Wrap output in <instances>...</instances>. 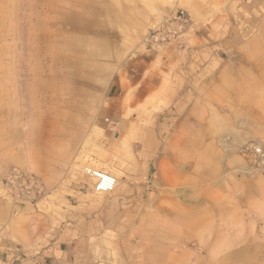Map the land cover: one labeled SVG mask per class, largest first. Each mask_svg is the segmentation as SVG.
<instances>
[{
    "label": "rangeland",
    "instance_id": "obj_1",
    "mask_svg": "<svg viewBox=\"0 0 264 264\" xmlns=\"http://www.w3.org/2000/svg\"><path fill=\"white\" fill-rule=\"evenodd\" d=\"M154 29L165 39L147 44ZM117 32L157 80L167 64H238L243 94L170 136L160 87L106 156ZM178 138L197 151L171 173ZM49 146L73 152L57 182L30 153ZM88 165L117 175L116 205ZM0 264H264V0H0Z\"/></svg>",
    "mask_w": 264,
    "mask_h": 264
},
{
    "label": "crops",
    "instance_id": "obj_2",
    "mask_svg": "<svg viewBox=\"0 0 264 264\" xmlns=\"http://www.w3.org/2000/svg\"><path fill=\"white\" fill-rule=\"evenodd\" d=\"M133 41L117 32V66L105 69L102 77L106 86V100L102 107V113L105 121H109L99 127L104 131L103 136L107 140V152L105 150L104 153L106 156L113 155L117 158V143H119V138L121 135L128 133L133 127H137L135 119L137 118L138 104L154 94L160 87L162 88L163 95L167 93L169 101L172 103V106L168 107L165 115L168 119L167 134L170 136L171 134H175V132L180 134L183 132V129L187 126L191 127L192 124L195 130L198 126L200 127L199 122L196 126V119L201 116L202 102H225L228 100L227 95L238 97L243 94L242 69L238 64H229L225 67L221 65L218 69H199L196 66L190 68L192 64L187 65L188 69L181 65H177V68H175L176 66L172 68V64H167V69L163 70L161 79L157 80L155 79L151 62L142 58L140 56L142 55L141 52H138L141 50L140 44H136ZM134 56H140L137 62L130 60ZM185 71H189L190 73L186 74ZM92 79L95 78L93 77ZM229 80L232 81V85H230L232 88L231 93L228 88L229 83L227 82ZM170 119L177 120L176 125L172 127V131L169 123ZM192 120L195 121L192 122ZM163 127H165V122H163ZM55 140L57 142V138ZM196 146L194 142H186L178 138L177 153H169L168 157L171 173L174 168H177L178 172H180V168L183 167L182 164H184L189 156L187 152L190 153L192 148L195 155L197 151ZM171 148L174 149L175 147H173L169 139L167 150L170 151ZM30 153L31 157H39L41 155V160L44 163H35L36 166L33 163L31 164L37 167V170L43 176L47 175L43 170L44 167L54 170L52 180L55 182L62 176L61 167L70 164L73 155L72 149L71 151L67 149L65 152L55 153L51 146L39 149L38 151L33 149ZM150 157L152 159V156ZM15 160L21 164L20 156ZM154 163L151 160L148 162L147 167L150 169ZM101 170L109 172L108 170ZM167 181L169 183L174 182L172 174H169ZM118 188L119 185L114 191L108 193L111 195L108 201H113L115 205L117 204ZM93 192L95 191L93 190ZM121 197L123 196H119V198Z\"/></svg>",
    "mask_w": 264,
    "mask_h": 264
},
{
    "label": "built area",
    "instance_id": "obj_3",
    "mask_svg": "<svg viewBox=\"0 0 264 264\" xmlns=\"http://www.w3.org/2000/svg\"><path fill=\"white\" fill-rule=\"evenodd\" d=\"M158 28L157 30H159ZM156 29L149 32V35L146 37L145 41L147 44H157L159 40L163 37L162 31H157ZM162 39H165L164 37ZM261 152V150H258ZM83 173L89 177L92 181V188L97 193H109L115 190L118 186L119 180L117 176L103 171L101 169H97L93 166H84Z\"/></svg>",
    "mask_w": 264,
    "mask_h": 264
}]
</instances>
